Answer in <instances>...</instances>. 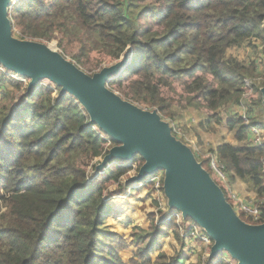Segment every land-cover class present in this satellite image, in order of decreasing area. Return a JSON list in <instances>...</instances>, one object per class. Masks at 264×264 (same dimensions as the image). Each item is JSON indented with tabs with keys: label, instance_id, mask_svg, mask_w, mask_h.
<instances>
[{
	"label": "trees",
	"instance_id": "obj_1",
	"mask_svg": "<svg viewBox=\"0 0 264 264\" xmlns=\"http://www.w3.org/2000/svg\"><path fill=\"white\" fill-rule=\"evenodd\" d=\"M9 17L30 40L49 44L59 34L61 47L77 43L81 68L92 52L116 64L127 60L109 89L163 120L176 119V101L162 87L174 91L175 82H186L182 102L211 113L205 123L211 132L221 123L217 111L240 108L245 80L256 77L254 63L227 52L254 40L264 44V0H17ZM28 84L0 73V264H126L120 253L128 243L106 226L109 202L124 195L132 166L138 172L144 160L114 161L97 177L96 160L117 144L107 147L78 101L59 87L41 84L28 94ZM246 107L252 125L264 127L259 87ZM230 115L228 129L243 147L219 146L199 161L212 176L216 157L261 200L264 149L253 146L240 114ZM151 219L150 231L133 232L132 264H181L180 255L161 251L163 235ZM163 225L177 230L174 221ZM197 264L228 263L203 255Z\"/></svg>",
	"mask_w": 264,
	"mask_h": 264
},
{
	"label": "water",
	"instance_id": "obj_2",
	"mask_svg": "<svg viewBox=\"0 0 264 264\" xmlns=\"http://www.w3.org/2000/svg\"><path fill=\"white\" fill-rule=\"evenodd\" d=\"M13 2L0 0V66L29 80L28 94L45 80L56 85L60 95L78 101L91 126L117 144L96 172L114 161L130 166L141 157L144 165L127 185L164 173L163 191L169 208L211 238L210 259L227 253L238 264H264V223L251 225L241 219L192 149L173 135L171 124L157 111L143 109L109 89L110 79L118 75L127 60L90 76L52 45L15 38L9 17ZM260 92L264 107V88Z\"/></svg>",
	"mask_w": 264,
	"mask_h": 264
},
{
	"label": "rangeland",
	"instance_id": "obj_3",
	"mask_svg": "<svg viewBox=\"0 0 264 264\" xmlns=\"http://www.w3.org/2000/svg\"><path fill=\"white\" fill-rule=\"evenodd\" d=\"M16 3H17V0H14L12 5H14ZM12 5H11V8H12ZM143 17H144V15H142L141 17H138V20L142 23V25H145V21L143 20ZM18 28L16 27L15 28L16 30H14V28H13V35L15 36V38L20 39V40L39 42V41L34 40V39L30 40L27 37H23L22 30L20 28L19 29ZM151 29L154 31L157 30L152 25H151ZM61 42H62L61 36L59 34H55L53 36V41L50 42L49 44L52 45V47L54 49H56L59 53L63 54V56H65L69 61L75 63L74 62V56L80 55V50H79L78 44L75 43L72 45H68L67 41H65L62 43V47H61ZM261 47L262 46L259 43V41L254 40V41L245 43L241 47L230 49L227 52V56L228 57L232 56L238 60L240 59L239 61H243V62L247 61L250 63V62H252L253 58H258L260 51H261L260 50ZM81 62L85 64V67H82V68L79 67V68L90 76H93L94 74L99 73L104 68H108V67H111L114 64H116L115 62H111L107 58H102L100 56V53H98V52H92L90 54V57H82ZM99 62H101V63L98 64ZM22 81H24V80L21 78L20 82H22ZM189 82H190V80H189ZM185 83L186 82H183V81L175 82L174 88H173L174 91H171L169 88H165V87L163 88L162 87V95L165 98L174 97L175 101H176V104H174L171 108V111L175 113L176 119L173 121L167 120V122H169L171 125L172 124L174 125L175 122L178 120L183 121V123H186L185 119L187 118V116L190 117L189 118V121H190L189 127L186 124H184L182 127H180L179 124H175L176 125V126L174 125V127H175L174 131L175 132L173 134H176V138H178L180 141H182L186 145L187 144L191 145L193 147V150H195L194 153L198 155V158L200 160L207 159L209 157L210 150L215 148V147L206 146V148H205L203 145V139L201 136H202L203 132L204 133L207 132V130L205 128V123L208 121L211 113L208 110L203 109V108L196 109L194 107H187L186 105H184L185 102H182V97L184 96L183 90H184V84ZM50 84L51 83L47 80L43 81V83H42V85H50ZM263 88H264V86L262 87V89ZM22 96L23 95L19 96L20 99L18 98L19 99L18 101H21ZM254 96L256 98L258 97L257 94ZM180 98H181V100H180ZM15 104H17L16 101L14 102V105ZM229 109L234 110L235 107H232ZM147 110H149V109H147ZM218 112L225 114L224 117H230L231 116L230 113H232L231 111H227V109L218 110L217 114H218ZM228 112H229V114H228ZM201 113H204V114L206 113L208 115V119L202 121L201 116H200ZM258 115H259V118L263 121L264 111H260V113H258ZM191 118H193V120H199L200 119V121H197V122L194 121L195 123L194 122L192 123ZM263 124H264V122H263ZM215 126H217V125H215ZM260 127H262V126H260ZM215 132L209 131L207 133H215ZM231 134H233V133H231ZM206 144L212 145L209 142ZM101 161H98V162L101 163ZM134 167H137V166L134 165ZM137 174H138V172H136V171L131 172L129 175V179L136 176ZM161 174H163V176H164V173H161ZM213 178H214L215 182L219 185V187L224 190V188H223L224 186L222 184H220V182L214 176H213ZM143 182H145V180ZM130 185H131L130 188H125L124 195H117V196L112 197L110 199L109 208H108L109 215L107 216V221H106V226L110 229V231L117 233L119 236L123 237L124 240L129 245L126 250H124L120 253L121 259L126 264H132L133 260L138 262V259L135 258L137 248L135 246L131 245V242L133 240V232L135 229H139V231H142V232L143 231H145V232L150 231L152 229V226H153L151 216H154V222L158 227H160L161 234L163 235V237L161 238V241H160L161 251H162V245L166 240L167 233H169L171 231L175 233L174 229H167L166 227H164L163 224H161V222L158 221V219L160 217H163L166 214V211L162 210L161 208H164V209L168 208V200H167L166 196L163 193H158V192L154 191L153 185H151V184L146 186V184L144 185L143 183L142 184L133 183ZM130 185H128V186H130ZM125 187H127V184H125ZM225 193H226V191H225ZM227 200L234 205V203L230 199L229 195L227 196ZM118 202H125V203H128L129 206L134 207L135 212H137L138 214L141 215L142 219H139V220L142 221V224H140V222H138V220L136 221L133 218V220H131V222L129 224H123L126 227H128L127 231L120 230V229L116 228V226L114 224V221L116 219L112 218L113 216L111 215V212L113 210V207ZM245 219L246 218L243 216L242 220L244 221ZM176 231L179 233V235H181L182 232H180L178 229ZM122 232L129 233V234L128 235L120 234ZM130 247L135 249L136 252L134 253V256L128 261V255L129 254H127L125 252ZM157 255H158V252L154 253L152 255V257L155 258Z\"/></svg>",
	"mask_w": 264,
	"mask_h": 264
},
{
	"label": "built area",
	"instance_id": "obj_4",
	"mask_svg": "<svg viewBox=\"0 0 264 264\" xmlns=\"http://www.w3.org/2000/svg\"><path fill=\"white\" fill-rule=\"evenodd\" d=\"M13 6V5H12ZM16 30V29H14ZM261 44V51L258 56V58H253L252 62H247L245 61L246 64H251L254 63L256 66V77L251 78V79H246L245 80V85L247 88V91L243 97V105L240 108H235V114L238 113L242 117L243 121L245 122L246 126L250 128L251 132V143L253 144L254 147L257 148H263L264 149V127L260 126H255L252 125V116L250 112L248 111V106L251 102V98L253 97V92L255 88L259 87L260 91L262 89V86L264 84V44L259 42ZM241 62V61H240ZM0 73L3 75H6L10 77L13 80L20 81V77L6 71L2 66H0ZM24 80V79H23ZM26 82V80L22 81ZM231 107H224L223 109H227L229 111ZM221 109V110H223ZM234 114V113H233ZM93 130H95L98 134L101 135L104 141H106L107 147L111 146V139L105 135L101 130H99L96 126H91ZM174 132V130H173ZM196 158L199 160L198 156L196 155ZM103 158H99L96 161H101ZM131 166V165H130ZM209 166L212 170V178L213 176L222 184L224 187V191H226L227 196L229 195L230 199L233 201L234 207L236 213L239 216H244L246 219L244 220L246 223L251 224V225H260L264 223V197L259 200L258 196L255 200H242L239 198V196L232 192L229 188L226 186L227 184V179L228 175L225 173L224 167L219 163L218 159L216 157H212L209 162ZM134 168V171L136 167L132 166ZM98 175H103V173H97ZM163 179L164 176L163 174L159 173L149 179L145 182H141L140 184H146L153 185L154 191L158 193H163ZM214 179V178H213ZM92 182V180L90 181ZM127 184V183H126ZM128 186V185H127ZM131 185L128 187L130 188ZM165 195V194H164ZM162 210L166 211V214L163 217H160L158 219L161 224H165L167 222H175L177 225V229L182 232L181 236L185 240H193L195 242L201 243L202 247L204 248V258L205 257H210L211 253V248L213 246V241L211 238L205 233L203 229H201L197 224L190 220H185L182 216V214L178 211L171 210L168 206V208L164 209L161 208ZM220 260L227 262L228 264H238L235 260H233L229 254L227 253H222L219 255Z\"/></svg>",
	"mask_w": 264,
	"mask_h": 264
},
{
	"label": "crops",
	"instance_id": "obj_5",
	"mask_svg": "<svg viewBox=\"0 0 264 264\" xmlns=\"http://www.w3.org/2000/svg\"><path fill=\"white\" fill-rule=\"evenodd\" d=\"M229 111L235 114V110L230 109ZM218 114L221 117V123L220 125L215 126L216 132L215 133H207L209 131L205 133L203 132L201 136L203 139L204 147L206 148V146H210V147L213 146L216 148V147L223 146V145H229L236 149H241L243 147V144L238 143L235 138V135L231 134L228 129L227 123H228L229 117H224L225 114L220 113V112H218ZM200 116H201L202 121L208 119V115L206 113L205 114L201 113ZM189 118L190 117L187 116V118L185 119L186 123H183V121L178 120L175 122V124H179L180 127L186 124L189 127V123H190ZM191 120H192V123L194 121L196 122L200 121V119L193 120V118H191ZM174 125L173 124L171 125L173 130H175ZM208 142L211 143L212 145H207L206 143ZM187 146L190 147L193 152H195V150H193V147L191 145L187 144ZM227 184L228 185L226 187L229 188L232 192L236 193L239 196V198H241L242 200H255L257 198L256 192L253 191L246 183L241 181L236 176H228ZM127 205L128 203L118 202L113 207V210L111 212V215L113 216L112 218L116 219L114 221L116 228L120 230H125V231L128 230V227H126L123 224H129L131 220H133V218L136 221L138 220V222L142 224V221L139 220V219H142L141 215L135 212L134 207H131L129 205L127 206ZM120 234L128 235L129 233L122 232ZM203 249L204 248L202 247L201 243L195 242L193 240H185L181 235H179V233L176 230H175V233L172 231L167 233L166 240L162 245V252L166 253L168 256L172 257V256H175L176 254L180 255L181 264H197L201 256L204 255ZM135 252L136 250L133 249L132 247H130L125 252L129 254L128 261L134 256Z\"/></svg>",
	"mask_w": 264,
	"mask_h": 264
},
{
	"label": "clouds",
	"instance_id": "obj_6",
	"mask_svg": "<svg viewBox=\"0 0 264 264\" xmlns=\"http://www.w3.org/2000/svg\"><path fill=\"white\" fill-rule=\"evenodd\" d=\"M196 156V155H195ZM198 160V159H197ZM199 161V160H198ZM200 162V161H199ZM224 191V190H223ZM224 193H225V191H224ZM225 195H226V197H227V194L225 193ZM210 258V257H209Z\"/></svg>",
	"mask_w": 264,
	"mask_h": 264
}]
</instances>
